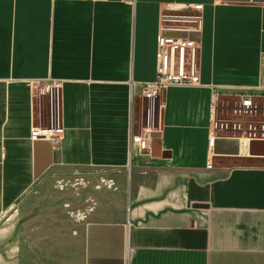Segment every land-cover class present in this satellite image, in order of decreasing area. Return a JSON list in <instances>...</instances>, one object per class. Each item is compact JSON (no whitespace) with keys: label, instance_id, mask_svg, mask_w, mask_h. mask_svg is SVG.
Listing matches in <instances>:
<instances>
[{"label":"crops","instance_id":"1","mask_svg":"<svg viewBox=\"0 0 264 264\" xmlns=\"http://www.w3.org/2000/svg\"><path fill=\"white\" fill-rule=\"evenodd\" d=\"M160 34L197 41L199 83L143 152ZM263 72L264 0H0V264H264Z\"/></svg>","mask_w":264,"mask_h":264},{"label":"built area","instance_id":"2","mask_svg":"<svg viewBox=\"0 0 264 264\" xmlns=\"http://www.w3.org/2000/svg\"><path fill=\"white\" fill-rule=\"evenodd\" d=\"M156 77L153 81L143 84L142 95L147 102L146 125L140 128L137 133L131 129L130 140L140 151H146L150 147V142L161 132V123L157 114L158 100L165 88L170 85L198 84V44L197 41L187 37H174L160 34L157 39L156 51ZM29 86L36 90L38 96H46L49 100V117L51 125L46 128L33 126L31 138L33 140L53 139L62 131L58 127L59 120V95L61 81L39 80L30 81ZM264 93V72L262 73L260 84L256 88ZM218 92L212 93V108L216 106ZM241 110L250 111L254 102L252 95L241 98ZM214 146V141H212ZM211 167V164H208Z\"/></svg>","mask_w":264,"mask_h":264},{"label":"water","instance_id":"3","mask_svg":"<svg viewBox=\"0 0 264 264\" xmlns=\"http://www.w3.org/2000/svg\"><path fill=\"white\" fill-rule=\"evenodd\" d=\"M229 1H233V0H229ZM182 34H183L182 31L177 30V36H180ZM225 141H228V139H226V138H216L214 140V146H213L214 147V151L215 152H219V150L217 149L218 146L221 145ZM235 142L237 143V147H239V141L238 140H235ZM234 153H238V151H235Z\"/></svg>","mask_w":264,"mask_h":264},{"label":"rangeland","instance_id":"4","mask_svg":"<svg viewBox=\"0 0 264 264\" xmlns=\"http://www.w3.org/2000/svg\"><path fill=\"white\" fill-rule=\"evenodd\" d=\"M47 115H49V109H47ZM49 117V116H48Z\"/></svg>","mask_w":264,"mask_h":264}]
</instances>
